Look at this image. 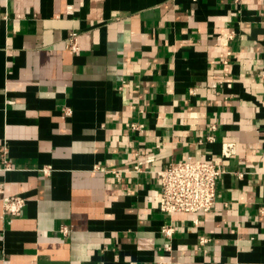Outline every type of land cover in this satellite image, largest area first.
<instances>
[{
  "label": "crops",
  "instance_id": "1",
  "mask_svg": "<svg viewBox=\"0 0 264 264\" xmlns=\"http://www.w3.org/2000/svg\"><path fill=\"white\" fill-rule=\"evenodd\" d=\"M262 72L264 0H0V264H264ZM185 159L224 172L165 251L154 172Z\"/></svg>",
  "mask_w": 264,
  "mask_h": 264
},
{
  "label": "built area",
  "instance_id": "2",
  "mask_svg": "<svg viewBox=\"0 0 264 264\" xmlns=\"http://www.w3.org/2000/svg\"><path fill=\"white\" fill-rule=\"evenodd\" d=\"M68 49L72 52L79 51L77 34L72 33L67 39ZM264 79V72L260 73ZM130 128L141 132L143 125L132 122ZM213 140V135L207 136ZM236 153L233 142L221 144V159L229 158ZM221 159L209 161L185 159L181 161L168 162L161 168L155 170L154 174L158 183L159 203L158 211L167 216L160 228V233L166 239L163 244L165 251L171 250V241L174 233L172 216L177 212L202 214L208 212L216 202V183L224 170L221 168ZM154 157L150 155H139L134 169L140 171L143 163L153 162ZM7 165V159H5ZM7 169V168H6ZM46 172V170H44ZM117 176V174L115 173ZM25 203L20 196H3V211L7 214L17 215ZM198 224V220L193 221ZM65 232V229L62 230ZM207 241L206 237H200V243Z\"/></svg>",
  "mask_w": 264,
  "mask_h": 264
}]
</instances>
